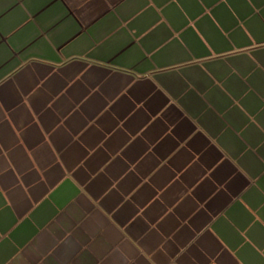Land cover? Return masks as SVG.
I'll return each mask as SVG.
<instances>
[{"label": "crops", "instance_id": "obj_1", "mask_svg": "<svg viewBox=\"0 0 264 264\" xmlns=\"http://www.w3.org/2000/svg\"><path fill=\"white\" fill-rule=\"evenodd\" d=\"M0 264H264V0H0Z\"/></svg>", "mask_w": 264, "mask_h": 264}]
</instances>
